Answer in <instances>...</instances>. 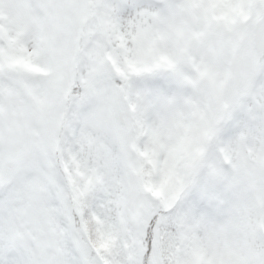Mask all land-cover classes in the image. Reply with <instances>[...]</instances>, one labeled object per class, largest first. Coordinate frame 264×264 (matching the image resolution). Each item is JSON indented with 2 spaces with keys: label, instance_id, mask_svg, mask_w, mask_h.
I'll return each instance as SVG.
<instances>
[{
  "label": "snow or ice",
  "instance_id": "snow-or-ice-1",
  "mask_svg": "<svg viewBox=\"0 0 264 264\" xmlns=\"http://www.w3.org/2000/svg\"><path fill=\"white\" fill-rule=\"evenodd\" d=\"M0 264H264V0H0Z\"/></svg>",
  "mask_w": 264,
  "mask_h": 264
}]
</instances>
